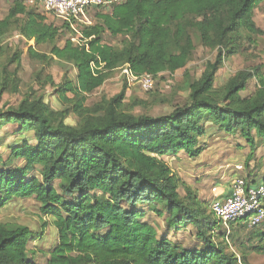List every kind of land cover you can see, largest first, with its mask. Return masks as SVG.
Returning a JSON list of instances; mask_svg holds the SVG:
<instances>
[{"label": "trees", "instance_id": "16d2710c", "mask_svg": "<svg viewBox=\"0 0 264 264\" xmlns=\"http://www.w3.org/2000/svg\"><path fill=\"white\" fill-rule=\"evenodd\" d=\"M262 4L123 0L109 12L97 8L96 22L81 28V38L74 41L76 33L67 22L58 27L28 0H13L0 18V51L14 33L34 42L27 49L31 58L46 65L64 61L76 69L75 80L65 76L55 84L50 75L44 79L56 88L65 109L56 110L33 93L0 109V130L19 125L21 137L7 147L6 157L0 155V209L16 200L39 202L57 230L47 264H249L246 248L232 249L236 241L230 232L234 225L251 227L241 221L224 226L188 187L183 197L181 181L166 158L181 152L199 157L210 124L247 141V162L258 143L264 145V65L239 70L216 85L227 58L264 38L254 19ZM107 32L122 37L121 44L106 43ZM195 40L218 54L199 79L186 74L188 100L171 113L136 115L132 110L143 104L128 105L125 91L99 109L87 105L88 97L124 66L133 75L155 78L184 69L197 49ZM20 58L16 52L0 66V95L19 90L18 67L10 71L9 64ZM253 79L258 87L244 95ZM69 114L76 115L77 125L65 122ZM149 211L164 218L166 231L160 233L157 224L145 219ZM189 225L199 243L190 246L171 238V231ZM30 234L25 225L0 223V264H38L30 258L29 244L40 236ZM254 236L259 244L253 251L264 254V232L255 230Z\"/></svg>", "mask_w": 264, "mask_h": 264}, {"label": "rangeland", "instance_id": "374dc122", "mask_svg": "<svg viewBox=\"0 0 264 264\" xmlns=\"http://www.w3.org/2000/svg\"><path fill=\"white\" fill-rule=\"evenodd\" d=\"M12 3L13 0H0V18L8 13ZM35 8L46 14L48 22L58 27L62 26L64 21L54 12L49 11L43 5H35ZM97 10L94 9L89 15L93 23L97 20L95 17ZM99 11L102 13L110 10L101 8ZM254 19L257 26L264 30V4L255 10ZM67 36L68 33L65 34L64 38ZM122 39V37H114L108 32L104 35V41L112 45H120ZM195 43L197 49L188 65L172 75L168 72L160 74L156 78L153 90L145 92L137 83L128 80L125 73L126 66H124L116 70L103 86L88 97L87 105L92 109H99L105 105L108 99L121 91H125V100L128 105L133 101L143 104L132 110L136 115L160 116L171 113L175 106L183 105L188 100L189 92L185 89L186 74L193 80L199 79L207 63L216 60L217 50L203 47L198 40H195ZM30 44L34 45V42L28 43L14 33L4 41L3 50L0 51V66L7 63L16 52H21V58L19 62L9 64L10 71H14L18 67L19 90H9L0 95V109L18 105L29 93H33L35 96H43L44 100L56 110L65 109L66 107L56 93V88L44 79L50 75L55 84L61 83L65 76L75 80L76 69L64 61L56 60L51 65H46L40 60L31 58L27 50ZM39 49L48 51L47 46H41ZM259 64L264 65L263 37H257L256 44L246 43L238 54L225 60L217 73L216 85L224 84L239 70ZM37 74L41 75L40 80L37 79ZM257 87L256 80H250L248 88L243 94H251ZM160 99H166L167 102L160 103ZM65 122L77 125L79 120L75 114H69L65 117ZM19 133V125L6 126L0 130V155L2 157L7 156V147L10 144L21 139ZM25 137L31 139L33 133L25 134ZM201 144L205 145V149L199 157L190 158L181 152L178 156L166 158V161L181 181L182 186L179 187L181 195L187 196L186 187H188L208 208L209 214H211L212 200L225 196L236 178L255 179L257 182L264 178V145L261 142L258 143L253 159L247 162L250 153V146L247 141L239 134L227 135L217 126L210 124L206 135L201 138ZM21 163L22 161L19 162V164ZM33 173L37 175L38 171ZM143 208L147 210V206H143ZM145 219L157 224L160 233L166 231L163 217L149 211ZM0 223L25 225L29 227L31 234L35 237L40 236V239L30 241L29 255L34 262L47 264L50 251L58 242L57 230L52 219L41 213L40 204L36 199L16 200L9 203L5 208L0 209ZM224 228L223 226L222 229ZM255 230L264 232V224L257 229L234 225L230 233L236 242L230 240L231 247L233 250L236 249L235 246L237 245L246 248L249 264H264V254L253 251V246L259 244V239L254 236ZM170 233L172 239L186 245L191 246L199 243L196 239V230L190 225L176 233L172 231ZM31 251L36 252V254H32Z\"/></svg>", "mask_w": 264, "mask_h": 264}, {"label": "built area", "instance_id": "2783aa9c", "mask_svg": "<svg viewBox=\"0 0 264 264\" xmlns=\"http://www.w3.org/2000/svg\"><path fill=\"white\" fill-rule=\"evenodd\" d=\"M123 0H28L30 5H43L67 22L76 33L72 40L78 41L81 28L91 25L90 13L97 8L111 10ZM128 80L137 83L145 91L153 90L156 78L149 73L136 76L126 66ZM242 169V167H239ZM217 197V195H216ZM211 210L215 218L224 226L241 221L249 227H256L264 221V178L257 183L252 179L236 178L230 191L222 198L212 200Z\"/></svg>", "mask_w": 264, "mask_h": 264}, {"label": "crops", "instance_id": "0c3cea01", "mask_svg": "<svg viewBox=\"0 0 264 264\" xmlns=\"http://www.w3.org/2000/svg\"><path fill=\"white\" fill-rule=\"evenodd\" d=\"M170 158V157H169Z\"/></svg>", "mask_w": 264, "mask_h": 264}]
</instances>
